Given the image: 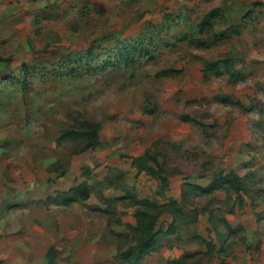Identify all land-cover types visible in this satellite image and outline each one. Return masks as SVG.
Segmentation results:
<instances>
[{
	"label": "rangeland",
	"instance_id": "374dc122",
	"mask_svg": "<svg viewBox=\"0 0 264 264\" xmlns=\"http://www.w3.org/2000/svg\"><path fill=\"white\" fill-rule=\"evenodd\" d=\"M229 170L244 191L192 188ZM263 243L264 0H0V264H264Z\"/></svg>",
	"mask_w": 264,
	"mask_h": 264
},
{
	"label": "trees",
	"instance_id": "16d2710c",
	"mask_svg": "<svg viewBox=\"0 0 264 264\" xmlns=\"http://www.w3.org/2000/svg\"><path fill=\"white\" fill-rule=\"evenodd\" d=\"M215 17H217L216 9H211L207 14H205L202 17L201 21L198 23L197 33L200 35L207 33L208 30L212 27ZM218 36L222 37L224 35L222 34V32L219 33L216 32L214 34V38H217ZM186 42L190 44L194 42L195 45L197 46L205 45V40L196 41L193 39V37L187 38ZM145 53L146 52L143 51V48L139 41H136L132 46H129V44L120 46V56L125 63H133L136 61L137 59L136 57L142 56ZM216 64H217L216 61L209 62L205 65L204 68L209 69L211 67H215ZM221 65L225 68L226 71L230 70L229 61L224 60L223 64ZM23 69H24V73L27 74L28 70L25 67H23ZM183 118L188 119L193 123L202 125V123L196 118H189L188 116H184ZM98 132H99V126L95 122L84 120L83 122H80L78 128L64 131L61 134V137H65V138L70 137V138L78 139L81 144L78 152H84L88 149H94L100 144ZM192 188L195 189L201 195L210 194L217 190H229L237 194L240 193L241 191H244L245 189L241 183L240 176L237 173H235L233 170H229L226 173H219L216 178L212 179L208 184L204 186L194 184ZM89 195H90L89 187L83 183H78L68 187L65 190V192L62 194V198L60 202L63 205H70L71 203L76 202L79 199L82 200L88 199ZM171 206L173 207V210L171 212L173 215L179 213L180 207L178 205V202L172 200ZM172 225L173 224H171V227ZM162 231L166 232L161 228L155 229L153 223L149 222L145 234H143V236L138 239L137 243H135L133 246H131L128 249V251L126 252V254H124V256L127 257L132 251L136 252L137 257L139 259L149 254L151 251L154 250L156 244V237ZM173 262L175 264L181 263L179 262V260H173ZM222 264H226V263L222 262Z\"/></svg>",
	"mask_w": 264,
	"mask_h": 264
},
{
	"label": "crops",
	"instance_id": "0c3cea01",
	"mask_svg": "<svg viewBox=\"0 0 264 264\" xmlns=\"http://www.w3.org/2000/svg\"><path fill=\"white\" fill-rule=\"evenodd\" d=\"M263 245H264V243H263Z\"/></svg>",
	"mask_w": 264,
	"mask_h": 264
}]
</instances>
